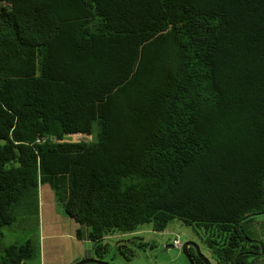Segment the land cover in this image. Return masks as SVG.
Segmentation results:
<instances>
[{
  "label": "trees",
  "instance_id": "obj_1",
  "mask_svg": "<svg viewBox=\"0 0 264 264\" xmlns=\"http://www.w3.org/2000/svg\"><path fill=\"white\" fill-rule=\"evenodd\" d=\"M39 185L98 255L112 233L177 219L216 264H252L264 0H0V227ZM36 252L9 244L0 264Z\"/></svg>",
  "mask_w": 264,
  "mask_h": 264
},
{
  "label": "rangeland",
  "instance_id": "obj_2",
  "mask_svg": "<svg viewBox=\"0 0 264 264\" xmlns=\"http://www.w3.org/2000/svg\"><path fill=\"white\" fill-rule=\"evenodd\" d=\"M67 139L71 141L89 140L90 136L78 133L67 136ZM42 194L43 197L41 196ZM50 204L54 206L53 211L50 208ZM15 211L17 219L9 226L0 227V233L4 234L0 243V253H3V243L8 242L21 244L26 240H31L35 246L38 247L39 244L42 246L46 240L44 239L45 234L50 231L47 224L51 218L56 224L55 230L57 229L59 232L69 231L70 225L73 224L72 219L67 217L62 219V217L57 215L63 214L62 205L56 200L51 201V197L47 195L45 190L41 191L38 189L37 195L30 194L24 198L16 206ZM242 227L249 238L263 240L264 243V214L253 216V219L245 221ZM143 230H146V232H143ZM134 235H137L139 239L133 238ZM129 238H132L134 242H124V240ZM119 239L123 240L122 244ZM174 239H178L181 244L187 240L195 241L199 245L201 253L212 264H216L212 251L200 241L198 234L190 226L183 224L177 219L168 223L163 231H156L149 225H143L135 232L112 233L101 241L105 245L104 251L98 255L93 250L87 252L86 255L90 254L94 258L99 256V259L110 264H191L182 253L181 247L173 244ZM139 243L141 245H138ZM59 250L55 251L45 242V247L40 252V257L38 252H36L34 257L25 260L26 264H38L43 262L44 258L45 264H64L70 254V250L65 246L60 247ZM252 264H264V251L252 260Z\"/></svg>",
  "mask_w": 264,
  "mask_h": 264
},
{
  "label": "crops",
  "instance_id": "obj_3",
  "mask_svg": "<svg viewBox=\"0 0 264 264\" xmlns=\"http://www.w3.org/2000/svg\"><path fill=\"white\" fill-rule=\"evenodd\" d=\"M41 191L45 190V192H47V195L49 197H51V201H54V195L50 189V187L48 185H39V188ZM43 197V194L41 195ZM50 208L53 211L54 210V206L53 204H50ZM60 217H62V219H65L66 216H64L63 214H57ZM68 218V217H67ZM66 218V219H67ZM69 219V218H68ZM73 221V220H72ZM69 223V222H67ZM48 227L50 229V231L45 234L44 239L46 243H48V245H50L55 251H60V247L62 248V246H65L67 248H69L70 250V254L69 256L66 258L64 264H72L74 261L78 260L79 258H83V257H91L92 255L88 254L86 255L87 252H91L94 250V242L90 241L88 239H79L76 237L75 235V230L78 227V224L76 222L73 221V224H71L69 227V231H61L59 232V230H55V222L54 220H49L48 221ZM4 237V234L1 232L0 233V243L2 241V238ZM264 237V235H263ZM263 241V240H262ZM45 242L42 244V246H40V244L37 247V252H38V256L40 257V252L42 251V249H44L45 247ZM15 242H8V243H3L4 246H7L9 244H13ZM18 244V243H17ZM22 264H26V261H24ZM38 264H45V258L43 262H39Z\"/></svg>",
  "mask_w": 264,
  "mask_h": 264
},
{
  "label": "water",
  "instance_id": "obj_4",
  "mask_svg": "<svg viewBox=\"0 0 264 264\" xmlns=\"http://www.w3.org/2000/svg\"><path fill=\"white\" fill-rule=\"evenodd\" d=\"M189 247L194 248L196 255L198 256V258H200L204 262V264H212L209 261V259L201 253L199 245L195 241L187 240L182 244L181 250H182V253L188 258L191 264H194V262L189 253V250H188ZM87 263L110 264L99 258H94V257L83 258L81 260H78L74 264H87ZM166 264H171V263H166Z\"/></svg>",
  "mask_w": 264,
  "mask_h": 264
},
{
  "label": "flooded vegetation",
  "instance_id": "obj_5",
  "mask_svg": "<svg viewBox=\"0 0 264 264\" xmlns=\"http://www.w3.org/2000/svg\"><path fill=\"white\" fill-rule=\"evenodd\" d=\"M135 232V231H134ZM143 232H146V230H143ZM133 238H137V239H139V237H137V235H134V237ZM123 239V238H122ZM119 241H120V243L121 242H123V240H121V239H119ZM124 242H126V243H131V242H134L133 241V239L132 238H129V239H126V240H124ZM122 244V243H121ZM138 245H141V243H139ZM190 248V247H189ZM192 248V247H191Z\"/></svg>",
  "mask_w": 264,
  "mask_h": 264
},
{
  "label": "built area",
  "instance_id": "obj_6",
  "mask_svg": "<svg viewBox=\"0 0 264 264\" xmlns=\"http://www.w3.org/2000/svg\"><path fill=\"white\" fill-rule=\"evenodd\" d=\"M41 139L43 140V137L38 138L37 141H40ZM173 244L177 247H182V244L180 243V241L178 239H174Z\"/></svg>",
  "mask_w": 264,
  "mask_h": 264
}]
</instances>
